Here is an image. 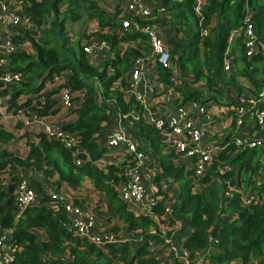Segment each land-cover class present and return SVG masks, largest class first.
<instances>
[{"label": "trees", "instance_id": "16d2710c", "mask_svg": "<svg viewBox=\"0 0 264 264\" xmlns=\"http://www.w3.org/2000/svg\"><path fill=\"white\" fill-rule=\"evenodd\" d=\"M18 1L22 3L29 27L21 28L13 37L24 48L9 57L8 70L21 73V78L4 88L0 86L1 103L14 113L31 102L32 95L40 91L53 73L69 71L68 88L82 89L83 96L79 106L74 108L76 119L62 127L76 132L77 146L96 158L105 151L97 145L96 138L107 125L108 104L112 102L121 113L137 108L133 98L124 99L117 89L111 88V83L119 79L124 84L130 62L147 53L145 36L137 31L119 35L118 6L105 12L96 0ZM244 1L208 0L200 9V21L193 11L192 0L158 2L163 11L156 21L163 24V15L170 16L166 22L173 28V35L167 42L169 62L178 71L191 76V83L203 86V101L220 103L226 89H233L235 95L250 93L256 97L263 86L262 55L244 57L239 38L233 41L236 54L232 69L224 71L222 68L226 39L229 31L240 25ZM247 5L253 11L256 33L264 43V0H247ZM80 17L94 22L100 31L94 34L109 44L112 58L102 61L100 67L94 66L82 52L81 42L88 36L87 32L70 35L65 26V22ZM203 27L208 28V36L200 39ZM109 67L113 70L111 74ZM156 68L159 79L167 81L171 70L157 65ZM50 94L44 92L39 96L43 104L33 107L34 112L43 114L53 106ZM181 94L184 101L201 95L199 90L188 88H183ZM20 96L25 99L18 101ZM258 106L264 108V94ZM130 123L141 148L153 155L159 170L178 188L176 215L185 219L191 229L182 242L190 256L204 252L209 264H264V186H247L263 149L240 148L229 143L202 176L203 187L191 193L192 171L174 162L177 154L163 143L158 131L142 119H131ZM5 125L0 122V229L10 230L11 242L18 248L9 264H50L41 254L63 251L70 256L68 264H161L158 258L149 255L148 243L136 242L139 238L146 239L148 229L156 228V223L146 215L127 211L116 191L117 183L124 178V164H110L101 169L85 161L82 153L78 154L82 162L75 164L69 148L41 132L34 133L35 138L27 142L28 146L15 150L16 143L27 141L29 134L18 132L23 129L20 123L12 129ZM224 164L234 166L235 170L220 172L218 167ZM21 169L32 170L46 180L53 179L54 188L61 184L90 183L117 218L111 230L123 229L135 244L96 247L73 235L62 208L52 210L42 203L47 198L46 192L37 181L30 183L41 193L40 200L15 217L13 192L16 173ZM159 178L155 176V180ZM240 179H245V186ZM233 185H241L243 190L255 189L257 199L243 204L234 191L226 195ZM153 210L157 215L162 213V200ZM34 229L41 230L44 238H39ZM209 237L215 240L214 247H208Z\"/></svg>", "mask_w": 264, "mask_h": 264}, {"label": "built area", "instance_id": "2783aa9c", "mask_svg": "<svg viewBox=\"0 0 264 264\" xmlns=\"http://www.w3.org/2000/svg\"><path fill=\"white\" fill-rule=\"evenodd\" d=\"M112 1L120 10L119 35L133 31L144 35L147 53L130 62L125 73L124 84H121L119 79L111 83V88L117 89L124 99L133 98L137 108L121 113L111 101V103L107 102L110 107L108 122L96 138L97 145L105 151L96 158H91L85 149L77 146L76 132L62 127L66 122L76 119L74 108L79 106L83 96L82 89L68 88L69 71L53 73L50 79L43 83L40 91L32 95L31 102L16 110L14 116L19 119L18 123L22 128L24 125L27 128L37 127L46 136L59 140L70 149L75 164L82 162L78 158L79 153L85 156V161L101 169L110 164H124V178L116 185L119 198L128 207H132V213L146 215L156 223V228L148 229L146 239L139 238L136 241L148 243L149 255L156 258L161 257L160 255L169 257L175 264H209L204 252H197L190 256L182 247V242L191 229L185 219L173 212L168 202L162 203L160 215L154 212L153 208L160 202L161 196L155 187L147 185L145 175L146 172L152 175L146 168L151 162L152 155L141 148L130 121L142 119L153 126L163 143L177 154L174 162L178 161L184 165L185 170L192 171L191 193L203 187L202 176L229 143L240 148L255 146V148L263 149L256 172L251 175L250 184L247 186H264V108L258 106L264 94V83L256 97L250 93L247 96H241L229 92L220 103L211 100L203 101V94L199 96V99L184 101L181 90L196 89L197 84L191 83V76H183L169 62L170 46L162 38V26L155 17V12L161 14L163 8L157 5L155 0ZM207 1L192 0L193 11L199 21L202 19L200 9ZM252 14L253 11L247 5V0L244 1L240 25L231 29L226 39V48L221 61L224 71L232 69L236 54L233 43L235 38L240 39L244 57L250 58L257 53L262 55L264 68V43L256 33ZM28 27L29 22L22 12L20 1L0 0L1 88L16 83L21 78V73L8 70V63L11 55L24 48L23 44L14 41L13 37L18 34V30ZM98 32L100 33L96 25L81 42L82 52L94 66L101 65L102 61L112 58L108 42L94 34ZM206 36H208V28L203 27L200 30V39ZM129 43L133 42L129 41ZM156 65L171 70L167 81L159 79ZM108 73H113L111 67L108 68ZM44 92H51L50 99L54 103L46 113L40 114L34 112L33 107L43 104L40 103L43 99L40 100L39 96ZM24 99L23 97L19 101ZM2 104L0 108L6 107ZM52 110L54 111L51 112ZM28 137L27 141H32L35 135H28ZM218 170L220 172L235 170V167L224 164L219 166ZM16 177L13 194L15 217L18 218L28 207L37 204L41 195L35 191L24 170H18ZM244 180L240 179L242 186H245ZM159 186L168 196L170 186L178 190L177 186L166 178L162 179ZM239 186H230L226 195L234 191L243 204L257 199L255 189L247 187L243 190V187ZM46 197V200L42 202L44 205L52 210L62 208L68 218L69 231L94 246L102 247L109 244L122 246L131 241V238L123 231L106 230L97 226L93 209L80 202L81 198L78 194L69 192L65 185L61 184L59 188L49 187ZM34 231L39 238H44L41 230L34 229ZM214 244L215 240L209 237L208 247H214ZM17 250L16 245L11 242L10 230L0 229V264H9ZM41 258L50 264H68L70 260L66 251L55 254L42 253Z\"/></svg>", "mask_w": 264, "mask_h": 264}, {"label": "crops", "instance_id": "0c3cea01", "mask_svg": "<svg viewBox=\"0 0 264 264\" xmlns=\"http://www.w3.org/2000/svg\"><path fill=\"white\" fill-rule=\"evenodd\" d=\"M159 2V0H157ZM97 4L100 5L102 7V9L105 12H111L113 11V9L116 7L115 3L112 0H96ZM162 14L157 13L155 15L156 18L161 17ZM170 16H164L163 15V24H161L162 26V33L161 36L164 39V41L168 42V39L173 35V28H172V24L171 23H167L166 21H168L167 19H169ZM178 26H180L181 28L183 27L182 25L178 24ZM96 27V24L94 23L93 27L87 31L84 30L85 32L89 33L92 32V30ZM86 29V27H85ZM170 46V45H169ZM181 74L183 76H187V74H185V72H181ZM201 84L197 83L196 85V89L194 90H199L201 94H203V86L201 89ZM229 92H233V89H226V93ZM213 102H216L214 100H211ZM58 112V111H57ZM58 114V113H57ZM62 115V114H61ZM28 141H19L18 143H16V145L14 146V149L19 150L23 147L28 146L27 145ZM176 164H181L178 161H175ZM183 165V164H182ZM147 170L150 171L152 173V175H150L148 172H146V183L147 185H152V187H155L157 189V193L161 196L160 201L162 200V203L164 202H168L171 205V208L173 209V212L176 213L177 211V207H178V203H177V199H176V194L177 191L173 188V187H169L170 189V194L168 196V194L166 193V191H164L163 189L160 188L159 183L162 181V179H168V177H165L164 174L162 173V171L159 170V166H158V162L157 160L153 157H151V162L146 166ZM24 170L29 178L30 181H37L39 182L42 187L44 188L45 192H46V196H47V190L49 187H52L51 182L53 181V179H43L42 177H40L38 174H36L34 171L32 170H27V169H21ZM159 175L160 178L155 180V176ZM170 181V179H168ZM171 182V181H170ZM172 183V182H171ZM65 185V184H62ZM67 187V189L69 190V192H72L73 194H78V196L81 198L79 199L80 202H83L84 204L89 205L95 214V220H96V225L104 228L106 230H111V228L113 227V224L115 221H117V218H115V216L113 215L112 211H110V209H108L106 203L104 202V200L102 198L99 197L98 192L91 186L90 183L88 182H83V184L79 185V186H68L65 185ZM147 186V187H148ZM35 191L41 195L40 192H38L36 189ZM176 199V200H175ZM172 201V203H171ZM125 208L127 211L131 212L132 207L131 206H127L125 204ZM103 210L104 211V215H102L99 211ZM99 212V213H98ZM98 213V214H97ZM132 213V212H131ZM118 226L121 227V223L118 222ZM116 231H123V229L120 228V230H116ZM139 242H143V241H139ZM130 245H134L135 242L133 239H131V241L129 242ZM161 257H158L159 261L161 264H175V262H173L169 257H165L160 255Z\"/></svg>", "mask_w": 264, "mask_h": 264}, {"label": "rangeland", "instance_id": "374dc122", "mask_svg": "<svg viewBox=\"0 0 264 264\" xmlns=\"http://www.w3.org/2000/svg\"><path fill=\"white\" fill-rule=\"evenodd\" d=\"M155 3L160 6V4L158 3L157 0H155ZM82 17H84V16H82ZM82 17H80L79 19H77L75 21H67V22H65V26L67 27V30L70 33V35L71 34L72 35L81 34L82 32H84V30L89 31L93 27L94 22H92V21H86ZM85 27H86V29H85ZM201 89H202V86H201ZM233 94H234V92H233ZM22 98L23 97L20 96L18 98V101L21 100ZM225 98H226V96L224 95L223 98H222V100H220V101H223V99H225ZM1 99L2 98L0 97V100ZM197 99H199V97H197ZM1 104L2 103H0V106H1ZM2 105H5V104H2ZM18 120L19 119L16 116H14V113H13L12 110H8V109H6V107L0 108V122L6 124L5 126H7L10 129H12V128L15 127L16 123H18ZM18 132H27L29 134V136H30V135H32L34 133L40 132V128H37V127L36 128L35 127L27 128L24 125L23 129L19 130ZM99 212L102 215H104V211L103 210H101Z\"/></svg>", "mask_w": 264, "mask_h": 264}]
</instances>
